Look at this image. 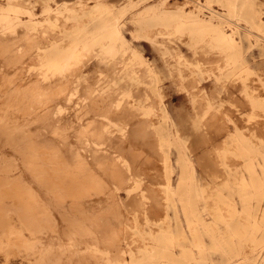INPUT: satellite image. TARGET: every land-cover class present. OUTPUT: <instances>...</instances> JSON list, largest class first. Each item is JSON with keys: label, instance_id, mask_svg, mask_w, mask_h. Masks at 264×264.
<instances>
[{"label": "rangeland", "instance_id": "obj_1", "mask_svg": "<svg viewBox=\"0 0 264 264\" xmlns=\"http://www.w3.org/2000/svg\"><path fill=\"white\" fill-rule=\"evenodd\" d=\"M16 1L0 7L20 3L42 13V1ZM111 2L126 7L123 35H140L146 23L165 32L167 12L181 7L230 34L239 56L230 62L224 52L196 50L187 35L161 34L167 38L154 39L160 73L147 59L142 66L130 60L129 43L110 60L93 44L73 73L47 84L35 75L43 64L38 48L67 49L84 36V23L60 18L50 33L2 21L0 125L64 155L57 219L74 241L61 242L63 257L68 264H264V0ZM207 80L215 83L208 95L200 85ZM174 90L187 96L188 132L180 129L184 117L179 126L164 112Z\"/></svg>", "mask_w": 264, "mask_h": 264}, {"label": "bare ground", "instance_id": "obj_2", "mask_svg": "<svg viewBox=\"0 0 264 264\" xmlns=\"http://www.w3.org/2000/svg\"><path fill=\"white\" fill-rule=\"evenodd\" d=\"M39 1H42L43 8L38 17H35L30 7L20 3H10L4 8L0 7V26L4 22L5 26L13 28L23 23L22 26H36L37 31L49 30L51 33L57 27L59 19L65 18L81 22L80 26L83 25V22L82 30L85 32L84 36H74L67 49L56 48V43L38 48L43 64L36 65L35 75H42L47 84L56 77L63 78L66 73L68 75L71 71L73 73V68L77 67V64H74L75 61L81 60L80 57L83 56L84 51L91 47L90 45L100 46V49L107 53L105 56L107 60L112 59L116 54L128 52L126 47L129 41L122 33L124 24L120 22L126 10L124 4L116 6V2L102 3L101 0H93V4L88 5L89 1L84 3L65 0L52 7L50 2H47L48 0ZM11 12L15 14V18L12 17L14 15H11ZM167 14L168 19L165 24H161L165 32H159L155 25L146 23L140 26V35L134 31L131 32L132 40L142 41L145 39L154 42V39L157 38L155 36L158 35L160 38H167L161 34L176 37L187 35L191 38V46L199 47L196 50L199 49L201 53H205L206 49H212L226 53L227 61H237L239 48L231 39L230 34L221 32L212 23L201 22L195 17L188 16V13L181 7L172 12L168 11ZM90 22L95 26L90 27ZM90 28L95 29L90 31ZM44 33L42 32L41 36L47 32ZM128 55V58L132 61L136 60L139 66L144 65L145 61L136 49L128 52ZM176 58L184 57L179 52ZM153 73L156 76V73ZM244 73L248 75V69ZM82 76H85V73ZM137 82H139L137 75L132 74L129 83L136 84ZM207 100L209 109L213 105L211 99L207 98ZM23 106L29 109L26 104ZM33 110H35L34 107ZM164 112L166 113L165 110ZM198 122L197 120L192 121L195 130L198 129ZM33 137L35 136H17L14 132H8L3 124L0 125V264H66L68 258H64L62 253L67 250L60 249L61 242L74 241L73 232L66 226L60 225L57 219L59 209L64 205L57 185L65 171L62 160L64 155L55 150V147L34 143L33 141H42L43 139ZM24 141L33 143H21ZM49 141L52 140L49 139ZM93 152L96 153V151ZM77 156L79 155L77 154ZM64 159L66 160L68 157ZM80 162H77L78 167L83 165ZM241 180L245 179L241 178ZM74 259L72 258V260ZM95 261L98 260L95 259ZM86 262L83 263L86 264ZM112 264L123 263L119 258H115Z\"/></svg>", "mask_w": 264, "mask_h": 264}, {"label": "crops", "instance_id": "obj_3", "mask_svg": "<svg viewBox=\"0 0 264 264\" xmlns=\"http://www.w3.org/2000/svg\"><path fill=\"white\" fill-rule=\"evenodd\" d=\"M111 1H122V0H111ZM134 31L132 29L128 30L126 34L124 35L125 38L129 41V44L131 45V49H136L143 59H147L149 62H151L155 68L157 69V72L160 73V69H162L161 64H163L160 60V57L156 54L154 45H156V40L154 42H149L145 39H142L137 41V40H132L131 38V32ZM91 64H96L95 61H93ZM201 90L205 92L206 95L211 94L212 90L215 87V83L211 82V80L203 81L201 84ZM189 107H188V102H187V96L184 93H179L174 91H171L169 94L168 102H167V108H166V113L167 116L175 123L177 122L178 124V119L184 117V123L180 129L183 130V132H188V121L186 120L187 118H191L189 115ZM181 120V119H180ZM179 125V124H178ZM180 126V125H179ZM211 259L214 261H221L222 258L219 255H212Z\"/></svg>", "mask_w": 264, "mask_h": 264}]
</instances>
